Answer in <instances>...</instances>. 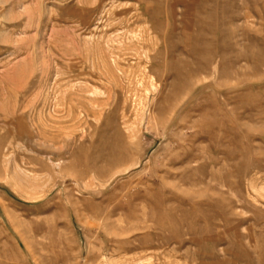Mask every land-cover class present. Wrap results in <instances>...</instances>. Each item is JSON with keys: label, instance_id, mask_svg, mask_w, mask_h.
Masks as SVG:
<instances>
[{"label": "rangeland", "instance_id": "obj_1", "mask_svg": "<svg viewBox=\"0 0 264 264\" xmlns=\"http://www.w3.org/2000/svg\"><path fill=\"white\" fill-rule=\"evenodd\" d=\"M0 264H264V0H0Z\"/></svg>", "mask_w": 264, "mask_h": 264}, {"label": "bare ground", "instance_id": "obj_2", "mask_svg": "<svg viewBox=\"0 0 264 264\" xmlns=\"http://www.w3.org/2000/svg\"><path fill=\"white\" fill-rule=\"evenodd\" d=\"M258 145V144H257ZM243 169V168H242ZM249 177V176H248ZM250 187V186H249ZM149 215V214H148Z\"/></svg>", "mask_w": 264, "mask_h": 264}]
</instances>
